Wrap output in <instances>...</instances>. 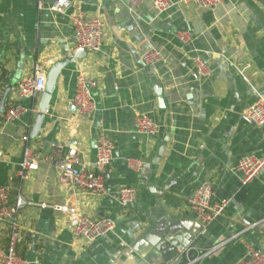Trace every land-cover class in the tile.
I'll return each instance as SVG.
<instances>
[{
	"label": "crops",
	"instance_id": "0c3cea01",
	"mask_svg": "<svg viewBox=\"0 0 264 264\" xmlns=\"http://www.w3.org/2000/svg\"><path fill=\"white\" fill-rule=\"evenodd\" d=\"M71 1L70 9L56 13L50 10L56 0H0V101L9 90L5 110L25 109L17 121L0 122V187H12L13 205L19 195L37 205L16 214L18 254L38 264H176L170 235H178L183 249L215 248L199 264H236L251 250L264 251V171L247 185L236 171L243 156L264 155V127L243 118L264 95V0H224L214 10L170 0L175 6L163 14L149 0L135 9L127 0ZM75 12L106 24L101 50L81 59L74 52ZM182 31L192 32L191 43L179 40ZM152 50L163 60L148 66L143 56ZM196 57L208 75L197 70ZM62 61L42 131L32 139L40 98H19L18 85L34 77L37 66L47 81ZM82 73L96 102L89 119L72 103ZM137 113L157 122L160 133L139 132ZM100 134L115 144L107 195L62 187L53 163L42 162L25 180L16 176L21 137L29 135L41 158L53 157V144L78 146L93 169ZM129 159L143 167L130 169ZM207 183L214 200L228 205L223 217L204 226L186 204ZM128 187L138 195L124 208L119 192ZM67 200L89 217L116 219L114 231L86 242L74 237L65 216L39 206ZM7 246L8 229L0 226V254Z\"/></svg>",
	"mask_w": 264,
	"mask_h": 264
},
{
	"label": "built area",
	"instance_id": "2783aa9c",
	"mask_svg": "<svg viewBox=\"0 0 264 264\" xmlns=\"http://www.w3.org/2000/svg\"><path fill=\"white\" fill-rule=\"evenodd\" d=\"M95 1L100 3L103 0ZM127 1L133 9L142 2V0ZM149 1L159 14H163L175 6V3L170 0ZM180 3L214 10L224 5V0H180ZM71 7V0H56L50 10L63 13ZM71 23L75 36L74 52L86 50L88 53H97L101 50L106 29V24L101 17H90L82 12H75L71 17ZM178 38L183 44H189L193 41V34L190 31H182L178 33ZM162 60L163 55L158 50H152L143 56V62L148 66ZM194 63L200 74L208 75L207 65L201 58L196 57ZM46 82L45 71L37 66L35 76L22 80L18 85V97L31 99L40 97L45 91ZM91 86L92 84L85 74H80L72 103L76 108V114L84 119H89L96 110V102L92 95ZM24 113L25 109L15 104L5 110L1 120L5 124H10L20 119ZM243 118L248 123L264 127V95L243 113ZM134 124L141 133L150 136H157L160 133V125L146 115L137 113ZM20 141L24 144V150L16 176L21 180H25L31 173L37 172L42 162L53 163L58 181L62 187H69L82 194L95 196L108 194L106 172L114 158L115 144L105 134H100L97 138L96 159L93 169H90L83 161L78 146H67L61 143L53 144V157L41 158L36 149L29 144L31 142L29 135L21 137ZM2 156L3 152H0V158ZM127 162L132 170H140L143 167L141 160L129 159ZM236 171L241 176L243 185L250 184L258 179L264 171V155L260 157L255 155L243 156L237 163ZM12 190L10 185L0 187V226H5L8 229V246L7 250L0 254V264H38V261H30L18 254L17 249L22 241V235L16 218L17 212L23 207L37 205L32 201H27L22 195L17 197L14 205L11 204ZM137 195L138 192L135 188L121 189L119 192L121 205L124 208L132 205L136 201ZM227 205L228 201L226 200H214L213 187L210 183H207L196 190L193 197L187 202L186 207L202 225L206 226L223 217ZM39 206L43 209L50 208L55 213L65 216L74 237L86 242L97 241L113 232L117 223L116 219L110 217H89L69 200L52 206L47 204H40ZM214 249L203 252L197 248L188 247L181 252L186 261L184 264H199ZM236 264H264V251L251 250L245 258L239 260Z\"/></svg>",
	"mask_w": 264,
	"mask_h": 264
},
{
	"label": "water",
	"instance_id": "95a60500",
	"mask_svg": "<svg viewBox=\"0 0 264 264\" xmlns=\"http://www.w3.org/2000/svg\"><path fill=\"white\" fill-rule=\"evenodd\" d=\"M88 53V51L86 50H79L75 53V56L79 59L83 58L86 56V54ZM64 61L56 64L48 73V78H47V84H46V88L44 93L39 97V104H38V114H37V118H36V123L34 125V128L32 130L31 133V138L34 139L38 136V134L42 131V126H43V121L45 118L46 113L48 112L49 108H50V104H51V100H52V94L56 88L57 85V81L59 78V74H60V70L62 69V67L64 66ZM9 94V90H7L3 97L1 98L0 101V122L2 119V115L5 112L6 109V102H7V97ZM37 99V98H35ZM167 146V143L165 142L161 148H160V152H159V156H162L164 154V150ZM160 158V157H159ZM153 188V187H152ZM151 188V190H152ZM180 240V238L178 237V235L176 236H168L167 241L170 242L174 249H175V253H176V257H178L176 264H184L185 258L183 257L181 251H183V247L182 245L178 244L176 242V240Z\"/></svg>",
	"mask_w": 264,
	"mask_h": 264
},
{
	"label": "bare ground",
	"instance_id": "6f19581e",
	"mask_svg": "<svg viewBox=\"0 0 264 264\" xmlns=\"http://www.w3.org/2000/svg\"><path fill=\"white\" fill-rule=\"evenodd\" d=\"M72 10V9H71Z\"/></svg>",
	"mask_w": 264,
	"mask_h": 264
}]
</instances>
